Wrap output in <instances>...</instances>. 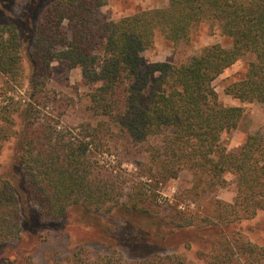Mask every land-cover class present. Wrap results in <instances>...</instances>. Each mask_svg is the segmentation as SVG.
Instances as JSON below:
<instances>
[{
  "label": "trees",
  "instance_id": "16d2710c",
  "mask_svg": "<svg viewBox=\"0 0 264 264\" xmlns=\"http://www.w3.org/2000/svg\"><path fill=\"white\" fill-rule=\"evenodd\" d=\"M165 1V8L110 22L98 13L108 0H59L42 15L29 58L28 103L19 109L0 105V143L17 138L13 181L0 175V242L19 237L23 207L30 203L55 220L70 207L148 213L158 203L155 193L144 192L141 179H177L184 170L210 188L234 174L238 195L231 214L253 218L264 209V137L250 136L238 155L227 152L222 137L237 129L244 111L223 106L213 86L250 56L245 78L226 93L241 103H264V0ZM208 21L232 41L230 48L213 45L179 65L148 64L143 58L157 35L174 44L187 42L193 27ZM55 61L81 69L92 89L90 109L102 119L97 125L65 130L56 115L44 113L51 98L45 78ZM22 67L16 28L0 27V79L10 85ZM152 84L157 91H150ZM115 143L136 155L140 149L148 161L134 174L112 165L106 157ZM151 246L144 240L131 245L137 252ZM210 254L207 264H225L220 249ZM70 264L191 263L176 255L128 262L80 249Z\"/></svg>",
  "mask_w": 264,
  "mask_h": 264
},
{
  "label": "rangeland",
  "instance_id": "374dc122",
  "mask_svg": "<svg viewBox=\"0 0 264 264\" xmlns=\"http://www.w3.org/2000/svg\"><path fill=\"white\" fill-rule=\"evenodd\" d=\"M57 1L0 0V27L16 28L23 60L20 76L10 79V85L6 84V79H0V105L19 109L28 103L29 58L35 30L42 15ZM167 5L165 0H108L98 13L103 21L110 22ZM213 45L230 48L232 41L222 34L216 23L208 21L194 26L187 42L174 44L157 35L153 48L142 56L148 64L179 65ZM251 61L250 56L241 58L213 83L223 106L240 107L244 111L237 129L224 135L221 141L227 152L235 155L241 153L250 136L264 137V103H241L226 93L229 86L245 78ZM45 82L51 98L44 104L49 108L43 111L56 115L62 129L80 131L102 120L90 109L92 89L83 82L81 69L55 61L51 65V76L45 78ZM157 90L153 85L150 91ZM150 91L144 95V101ZM14 131L18 132L19 126ZM167 135V132L160 135L158 142ZM16 139L13 135L0 143V175L12 181V175L16 174ZM123 145L113 144L112 156L106 158L112 165L121 164L122 169L134 174L137 167L148 160L140 149L136 150L140 151L136 155L135 149L126 151ZM222 179L220 186L210 188L197 183L188 170L182 171L177 179L151 182L143 178L141 182L147 184L144 192L155 193L158 203L148 213L120 209L106 213L70 207L62 218L55 220L37 206L27 204L28 209L23 207L19 237L0 242V264H70L73 253L80 249H85L91 257L115 254L128 262L176 255L191 264H207L210 253L220 249L223 254L219 256H225V264H264V209L253 218L231 214L230 206L235 205L238 195V178L225 174ZM240 216L242 219L238 218ZM140 240L152 242L148 251L132 250L133 242Z\"/></svg>",
  "mask_w": 264,
  "mask_h": 264
}]
</instances>
